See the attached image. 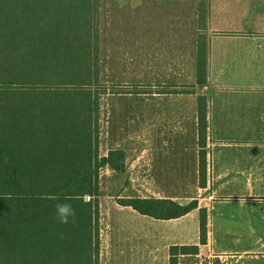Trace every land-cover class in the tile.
Here are the masks:
<instances>
[{"label": "crops", "instance_id": "0c3cea01", "mask_svg": "<svg viewBox=\"0 0 264 264\" xmlns=\"http://www.w3.org/2000/svg\"><path fill=\"white\" fill-rule=\"evenodd\" d=\"M113 2L130 13L109 19L103 32L101 9L98 14L99 80L103 78L105 90L99 156L119 151L125 159L122 173L101 168L104 181L148 182L147 195L124 190L121 200L197 203V209L179 219L151 218L177 226L190 220L192 241L183 234L165 244L168 251L199 245L200 210L206 212V231L213 240L232 238L231 231H264V0H207L202 23L192 0ZM157 4L193 6L194 12L157 14ZM199 47L206 52L205 82L198 81ZM200 97L207 108L202 173ZM113 207L138 214L115 202ZM103 226L108 230L104 220ZM218 231L223 233L217 236ZM256 244L264 248V235ZM237 253L260 254L257 260H264V250Z\"/></svg>", "mask_w": 264, "mask_h": 264}, {"label": "trees", "instance_id": "16d2710c", "mask_svg": "<svg viewBox=\"0 0 264 264\" xmlns=\"http://www.w3.org/2000/svg\"><path fill=\"white\" fill-rule=\"evenodd\" d=\"M100 0H0V264H98L99 171H124V154L99 156ZM198 3L205 19L206 1ZM201 61H200V60ZM197 75L206 80V52ZM206 99H198L200 172L205 168ZM202 185V181H201ZM93 198L86 202L85 198ZM70 203L74 222L61 224L56 206ZM154 220L179 219L195 201L124 199ZM199 212V245H206ZM172 246L168 264L198 255Z\"/></svg>", "mask_w": 264, "mask_h": 264}, {"label": "rangeland", "instance_id": "374dc122", "mask_svg": "<svg viewBox=\"0 0 264 264\" xmlns=\"http://www.w3.org/2000/svg\"><path fill=\"white\" fill-rule=\"evenodd\" d=\"M113 1H99L98 14L101 9L100 29L102 32L103 24L108 23L110 25L109 19H115L118 14L130 13V10L126 11V8ZM146 9L147 7H145ZM155 9L157 14L164 12L181 13L184 10L191 15L194 12L193 6L185 8L157 4ZM108 28L110 27L108 26ZM100 84L103 87L102 77ZM181 90L185 91L187 87ZM99 107V149L103 151V96L100 98ZM101 172L100 169L98 264H168V250L165 245L167 242L177 241L183 234L188 236L187 242L192 241L193 231L191 229L192 225L189 224L190 220L183 221L179 224L180 226H177L154 221L151 218L138 216V214L131 215L127 212H117L113 207V203H117L119 199L121 200L124 190H127V195L145 196L147 195L148 182L118 181L116 178L104 181L103 172L102 174ZM85 201L88 202L87 197ZM92 201L93 198L89 202ZM103 205L107 207H104V217ZM103 220L107 224L108 230L104 229ZM218 233H223V231L216 232L217 236ZM231 233L232 236H237L239 239L221 237L220 240H213L211 231L207 230V244L205 246L197 244L199 247L198 255L179 257V264H264V260H257L262 256L260 254L237 253L244 250H264L256 244L263 237L264 231H231ZM236 241L242 243H235Z\"/></svg>", "mask_w": 264, "mask_h": 264}, {"label": "clouds", "instance_id": "9594fccd", "mask_svg": "<svg viewBox=\"0 0 264 264\" xmlns=\"http://www.w3.org/2000/svg\"><path fill=\"white\" fill-rule=\"evenodd\" d=\"M56 217L61 224L74 222L75 209L70 203H62L56 206Z\"/></svg>", "mask_w": 264, "mask_h": 264}, {"label": "built area", "instance_id": "2783aa9c", "mask_svg": "<svg viewBox=\"0 0 264 264\" xmlns=\"http://www.w3.org/2000/svg\"><path fill=\"white\" fill-rule=\"evenodd\" d=\"M89 200H90V198L87 197V201H89Z\"/></svg>", "mask_w": 264, "mask_h": 264}]
</instances>
